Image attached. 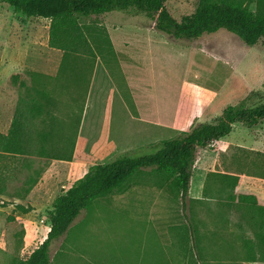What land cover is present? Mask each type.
Returning <instances> with one entry per match:
<instances>
[{"label":"rangeland","instance_id":"374dc122","mask_svg":"<svg viewBox=\"0 0 264 264\" xmlns=\"http://www.w3.org/2000/svg\"><path fill=\"white\" fill-rule=\"evenodd\" d=\"M198 1L167 0L166 4L180 20L195 11ZM245 2L254 13L256 1ZM78 21L95 56L90 65L92 93L73 157L0 156V190H5L7 200L15 202L19 191L42 182L32 199L23 200L24 209L0 208V264H25L47 238L53 200L91 166L124 155L152 153L155 144L175 137V132L156 125L163 117L157 107L171 110L183 92V104L191 95L209 102L211 121L227 106L240 102L246 92L258 91L264 102L263 43L249 46L225 29L196 39L176 38L158 30L152 18L141 12L78 15ZM49 34L50 19L28 17L0 1V131L8 130L18 103L30 101L40 74L55 77L59 73L64 52L49 46ZM217 91L221 94L213 98ZM252 100L253 104L259 101ZM229 138L264 152V124L251 128L237 124ZM52 152L59 153V146ZM232 152L233 145L228 153L232 156ZM230 155L220 160L222 167L239 171L240 166L229 161ZM217 174V179L223 178ZM171 181L170 176L147 168L96 199L66 234L52 242L50 264L264 262V209L240 201L238 190H213L209 195L205 191L204 199L197 200L192 197L194 178L185 209ZM237 204L247 207L239 212L246 220L238 225L231 219V208ZM255 215L260 221L253 220ZM190 220L199 246L191 253L183 248L190 240L184 231Z\"/></svg>","mask_w":264,"mask_h":264},{"label":"trees","instance_id":"16d2710c","mask_svg":"<svg viewBox=\"0 0 264 264\" xmlns=\"http://www.w3.org/2000/svg\"><path fill=\"white\" fill-rule=\"evenodd\" d=\"M28 17L50 19L49 46L64 52L59 73L40 74L42 78L30 101L17 105L6 133L0 131V156H44L71 160L83 119L87 95L86 83L91 78L90 65L95 55L78 15L89 16L111 11L147 13L158 30L176 38L196 39L206 33L225 29L237 34L249 46L264 44V0L256 1L253 13L245 0H199L195 11L176 19L167 8V0H0ZM48 83L54 84L49 88ZM85 87V91H84ZM258 91L251 92L235 105L227 106L214 122L195 125L191 130L155 144L156 150L142 156L124 155L108 163L95 164L64 193L53 200L49 212L50 230L44 242L27 258L25 264H50L52 242L66 234L75 219L93 202L122 187L143 169L153 168L172 178L173 188L182 196L184 208L200 148L230 134L235 124L256 127L264 123V102ZM257 98V103H251ZM37 114L40 119L36 121ZM59 146L60 152L52 149ZM233 148V147H232ZM231 163L234 172L264 178V152L234 146ZM231 151V150H230ZM229 171V170H228ZM217 172H214L216 175ZM213 174V173H212ZM223 182L237 189L241 177L218 173ZM240 201L264 209L254 195H239ZM190 240L183 248L199 250L196 228L191 220L184 226ZM197 253V252H196ZM198 260L202 261L197 253Z\"/></svg>","mask_w":264,"mask_h":264},{"label":"crops","instance_id":"0c3cea01","mask_svg":"<svg viewBox=\"0 0 264 264\" xmlns=\"http://www.w3.org/2000/svg\"><path fill=\"white\" fill-rule=\"evenodd\" d=\"M247 80H250V79L248 78ZM92 84H93L92 79L91 78L88 79L86 83L87 95H86V100H85L83 117L85 116L88 105H89L88 101L92 93ZM146 88H148V86H146ZM114 90H115V87H114ZM84 91H85V87H84ZM147 91L149 92V89H147ZM113 93L115 94V91ZM249 93L250 91L248 93L246 92L244 96L242 94L241 98L244 97L243 99H245L249 95ZM218 94H221V92L220 91L214 92L213 98L216 97ZM183 98H184V93L182 92L178 95V98L174 104V107L171 110H169L168 108H163V110H160L158 109L157 106H155L157 107L158 112L161 113L163 116L162 120L158 122L159 124H156V125H159V127L163 128L165 132H168V133L175 132V136H176L182 132L191 130L200 121L201 122L202 121L214 122L216 120L215 118L211 121H208L210 115L208 114L207 106L209 102L206 104L205 102H203L201 97L191 95L188 98L187 102L183 104ZM40 118H41L40 115L37 114L36 121H38ZM11 122L8 125L9 127L11 125ZM236 125L237 124L234 125L233 130L235 129ZM259 126H256V127H259ZM7 131H1V132L6 133ZM232 145L248 148L247 146H244V145L232 143L231 139L229 138V134H228L227 136L221 138L220 140L215 141L211 145V146H215L216 147L215 149H208L209 147L199 149L198 157H197L195 168H194V175H193L194 177H192V180H191V186L193 184V178L194 180H196L195 193L192 194V197L199 200V199H204L205 191H207L209 195V193L213 190H238L239 194L256 196L258 204L264 207V178L250 176L246 174L234 173L231 170L228 171L227 167L225 166L222 167L223 165L221 161L227 160V156L230 155L228 151ZM255 148L256 147H249V149H253V150H255ZM230 160H231V155L229 156V161ZM209 172L213 174H210ZM214 172L240 176L241 177L240 185L238 186L237 189H234L232 186L227 185L225 182H223L222 178L217 179L216 178L217 176L214 174ZM41 185H42V182L40 181L31 190L19 191L14 200L15 202H11L10 200H7L4 197L5 190H0V208L5 209V207H7L8 205H13V206L16 205V207L20 209H24L25 206L24 204H22L23 200L32 199L37 189H39ZM190 190L192 193V187H190ZM39 191L42 192L43 190H39ZM189 198H190V194H189ZM212 207H213V204H212ZM214 209L215 208L213 207L212 210ZM243 209H247V207L244 205L242 207V206H239L238 204L234 205L231 208V219L233 221V224H237V225L243 224V222L246 220L245 218L244 219L240 218L241 216L239 215V212H242ZM259 219L260 218H258V216L256 215L255 217H253L254 221H260ZM263 219H264V216L261 220L263 221ZM258 264H264V262H260Z\"/></svg>","mask_w":264,"mask_h":264}]
</instances>
